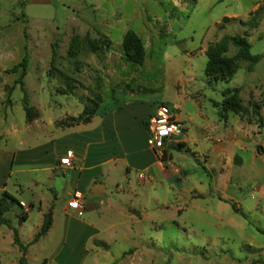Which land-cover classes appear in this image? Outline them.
<instances>
[{"label":"rangeland","instance_id":"rangeland-1","mask_svg":"<svg viewBox=\"0 0 264 264\" xmlns=\"http://www.w3.org/2000/svg\"><path fill=\"white\" fill-rule=\"evenodd\" d=\"M129 30L145 52L140 65L125 57ZM236 33H247L252 54L264 53V0H0L1 151L51 140L93 101L98 112L133 97L168 103L187 127L171 137L186 138L180 149L169 142L159 148L172 178L136 182L144 210L110 221L123 223L120 238L108 249L88 241L51 264H264V57L252 71L240 61L229 80L204 72L208 44ZM236 51L230 45L227 55ZM25 53L24 74L6 73ZM58 71L71 78L72 90ZM27 168L18 160L9 175L7 169L5 191L27 204L33 195L60 204ZM37 206L35 200L26 221L17 203L4 214L23 240L40 220ZM62 219L56 214L50 234L29 245L26 264L51 256L63 240ZM0 231V264H20L8 227Z\"/></svg>","mask_w":264,"mask_h":264},{"label":"crops","instance_id":"crops-1","mask_svg":"<svg viewBox=\"0 0 264 264\" xmlns=\"http://www.w3.org/2000/svg\"><path fill=\"white\" fill-rule=\"evenodd\" d=\"M156 106L151 101L126 98L99 112L97 109L89 122L66 128L36 147L23 149L19 153L0 150V191L5 190L7 169L9 175L13 163L20 160L22 165L29 166L27 170L37 172L36 178L31 179L34 184L45 187L51 194L55 193V201L60 198V204L55 205L44 201L42 196L33 195L27 204L8 191L22 206V221L28 220L30 207L35 204V200L38 203L40 220L25 240L17 228L24 243L29 242L39 230L49 208H52V225L44 236L50 234L56 214L61 213L63 240L52 249L50 257L43 259L47 264H51L52 259L56 261L62 253H66L65 258L69 260L71 251L82 252L88 241L95 249L100 246H96L94 240L104 241L108 245L106 249L111 247L120 238L124 225L110 221L117 217L133 220L139 213L138 209L144 210L136 202L135 183L142 182L144 186L163 184L162 181L172 178L167 160L163 161L149 142L147 119L154 113ZM185 131L187 127L184 125ZM183 140L186 138H171L168 142L171 146ZM68 154L71 155L70 164L61 163L60 159ZM154 180L156 183H153ZM74 195H77L81 208L69 206ZM151 199L152 202L156 201V198ZM8 237L14 244L13 232L9 227ZM40 242L39 238L33 244ZM66 245H70V251H66ZM114 258L111 256L112 261Z\"/></svg>","mask_w":264,"mask_h":264},{"label":"trees","instance_id":"trees-1","mask_svg":"<svg viewBox=\"0 0 264 264\" xmlns=\"http://www.w3.org/2000/svg\"><path fill=\"white\" fill-rule=\"evenodd\" d=\"M250 15L252 17L247 22V24L250 27H253L257 19L256 13L253 12L250 13ZM230 19L231 18L229 17L223 18L224 21ZM246 37H247V33L224 35L219 42L208 44L205 50L207 61L205 64L204 72L209 79L217 80L220 78V79L229 80L236 73L240 61L248 62L247 71L253 70L255 64H257L264 57V53L252 54L250 51V43L247 41ZM230 45L234 46L237 49L235 54H233L232 56L227 55ZM122 46L125 53V57L128 61L136 65H140L143 62L145 52L141 45L138 35L134 31L129 30L125 33ZM27 64H28V54L25 53L22 59L18 63L14 64L12 67L8 69H5V72L16 73L20 70L22 75L24 74L27 68ZM58 74L65 79L68 88L72 90L73 86L70 83L71 78L65 75L64 73H62L61 71H58ZM18 82H20L21 89L24 93V96L26 97V91L23 87L21 78H19ZM230 91L231 90H227V93H229ZM233 98L234 97L231 95L228 96L226 99H224L223 104L225 108H228L227 105H229V103ZM25 100L27 103L26 98ZM98 107L99 105L97 101H93L92 105H85L82 112L73 119V122L75 124L89 122L92 116L96 113ZM181 147H182V143H177L175 146L176 149H180ZM15 203L20 205L17 199H15V197H13L11 194H9L7 191L4 190L0 198V225L4 224L12 230L13 243L18 247V250L20 251L19 262L20 264H26L25 256L28 246L30 244L35 243L39 238L44 236L52 225V208H49L48 211L44 214L42 225L39 228V230L33 235L32 239L29 242L24 243L21 241L19 237L17 228L11 224L9 219L4 217V214ZM231 208L235 212H239L242 215H244V213L240 212V209L234 203H231ZM93 243L96 246H100L104 249L108 247V245L104 241L94 240ZM44 262L45 261H43L42 264H45Z\"/></svg>","mask_w":264,"mask_h":264},{"label":"built area","instance_id":"built-area-1","mask_svg":"<svg viewBox=\"0 0 264 264\" xmlns=\"http://www.w3.org/2000/svg\"><path fill=\"white\" fill-rule=\"evenodd\" d=\"M147 130L152 149L161 156L159 148L170 141L173 135L183 133L184 124L176 117L174 109L167 103L162 102L157 104L154 113L147 119ZM70 156L71 155L68 154L66 157L61 158L60 162L63 164H70ZM68 204L72 208H81L77 195H74Z\"/></svg>","mask_w":264,"mask_h":264}]
</instances>
